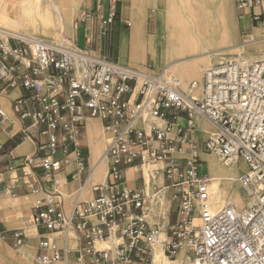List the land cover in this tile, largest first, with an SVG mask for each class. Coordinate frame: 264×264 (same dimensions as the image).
Listing matches in <instances>:
<instances>
[{"label":"built area","instance_id":"2783aa9c","mask_svg":"<svg viewBox=\"0 0 264 264\" xmlns=\"http://www.w3.org/2000/svg\"><path fill=\"white\" fill-rule=\"evenodd\" d=\"M234 3L252 22L264 20V0ZM95 17V11L86 8L77 20L85 23ZM115 17L114 8H109L99 22L109 25ZM180 76L169 66L160 70L127 66L77 45L70 48L0 26V92L29 93L36 108L20 116L44 125L40 134L46 136L45 142L38 141L36 152L25 158L21 174L0 173V193L16 200L17 190L23 188L35 195L23 225L0 229L1 238L14 248L37 238V264H68L70 231L77 235L75 258L80 264H152L162 229L151 222V208L153 203L160 205L170 189L176 218L165 231L167 257L184 249L194 264H264V58L247 67L236 60L207 67L201 81L188 84L197 98L183 90ZM21 104H26L24 96L13 99L17 112ZM174 110L185 112L184 124L172 115ZM170 115L173 121L163 127L147 119L166 121ZM196 116L215 130L200 150L224 165H245L239 178L240 186L249 190L245 206L227 203L213 208L209 180L199 169L193 139ZM5 117L0 108V119ZM87 117L102 121L109 163L105 181L93 185L94 196L80 199V186L68 204L59 191L44 188L37 172L51 176L57 185L61 173L87 182L93 171L82 147ZM175 150L188 151L185 166L174 161ZM135 159L141 165L166 161L154 173L166 171L170 183L154 185L150 193L144 187L123 185L122 168Z\"/></svg>","mask_w":264,"mask_h":264},{"label":"crops","instance_id":"0c3cea01","mask_svg":"<svg viewBox=\"0 0 264 264\" xmlns=\"http://www.w3.org/2000/svg\"><path fill=\"white\" fill-rule=\"evenodd\" d=\"M61 1L63 2L64 15L68 21V16L76 13L79 2L73 1L65 4L66 0ZM81 1L83 2L81 11L89 8L95 11L97 17L89 19L85 23L79 22L77 18L73 37L74 42L66 35L68 40L73 45L76 44L92 54L106 56L127 66L150 70H160L169 66L181 76H185L186 79H197L200 77L201 81L202 75L200 76L199 70L210 63V56L215 57L218 52L222 51L212 50V47L216 46L218 40H224L227 37V35L222 34L223 36L211 38L208 41V35H210V24H208V21L210 16L207 17L205 15L200 21L198 10H193L196 12L191 14V18H181V15L176 13L178 12L177 5L174 3L177 1L189 2L192 7L197 6V2L200 0H80V3ZM215 4H217V1ZM181 7L183 6L181 5ZM109 8H114L116 12L115 21L103 26L99 22V18L105 15ZM193 8H198V6ZM236 15L239 33L249 36V38H256V40L264 33V20L254 23L249 14H243L237 10ZM22 22L13 24L19 26ZM125 22H129L130 25H126ZM231 27L234 32H237V24L233 23ZM241 57L250 61V59L240 53H237L235 59ZM262 57H264V54L255 56V59ZM21 96H24L27 105L21 104L19 106L20 110L17 112L13 106V99ZM0 108L6 116L4 119H0V173H4L5 176H9L10 172L21 174V166L25 158L36 152L38 141H46V136L40 134V131L45 126L32 123L29 116L24 118L20 116V113L32 111L36 108V103L29 98V93L26 91L11 89L7 93L0 92ZM171 113L180 117L178 119L179 123H185L186 114L184 111L174 110ZM149 118L156 120L155 124L160 127H163L165 122L173 121V116L171 115L167 117L166 121L153 117ZM214 131L210 123L203 121L201 116L195 117L193 139L196 142L204 141ZM107 143L108 137L104 131L102 121L96 117H87L84 121L82 147L84 154L88 157L90 166H94L91 177L84 184L82 177L72 179L61 173L57 177L59 181V185H57L51 176H43V171H38V175L43 179L44 188L50 192L59 191L63 195L65 202L69 204L75 199L78 188L83 186L80 199H91L96 193L93 185L105 181L109 161L107 158L101 159V156ZM45 152L43 150L41 154ZM59 155L60 153L56 154V156ZM187 158H189V153L186 150H175L173 152L174 161L182 167L187 164ZM204 162L208 164L209 169L210 166L218 167L219 169H217V173H214V180H216L214 184L218 189H214L210 197L213 208L218 209L226 202H230L236 207L245 205L247 203L245 199H242L240 206L234 201V199L242 197L239 189L243 188L237 179L246 170L245 165L243 171L230 173L233 171L234 165L225 168L218 162L215 163L210 156H205ZM207 164L204 163L202 166H207ZM166 165V161L154 165H141L140 161L135 159L131 166L122 168L123 185L129 188L143 189L144 187L146 193H150L154 185L165 187L170 183L166 171L156 172L154 174L155 179H150L149 182L147 178L154 173L155 169ZM211 187L213 189L212 185ZM17 191L19 197L14 200L15 205L12 206H4L7 195L0 193V227L2 229L11 230L21 227L24 223L25 215L35 198V195L25 193L23 188ZM170 191V189L165 190L164 197H162L165 204L158 206V212L163 217L165 225L168 226L174 223L176 218L173 213L175 203L169 200ZM216 195L219 196L215 200L214 197ZM11 217H14L15 220H10ZM156 224L159 225V223ZM42 232V229L38 230V233ZM161 237H163L164 243L165 229L161 232ZM29 243L36 246L35 239H31ZM156 243L154 245L152 264L172 263L182 255L179 254L175 260H169L170 258L164 253L163 244L161 251L164 257H161L156 263L154 260ZM106 244L98 243L100 246H105ZM68 246L70 249L78 246L77 235L74 231L69 233ZM70 256L74 257V255ZM68 264H72V262H68Z\"/></svg>","mask_w":264,"mask_h":264},{"label":"rangeland","instance_id":"374dc122","mask_svg":"<svg viewBox=\"0 0 264 264\" xmlns=\"http://www.w3.org/2000/svg\"><path fill=\"white\" fill-rule=\"evenodd\" d=\"M17 1L21 5L17 4L18 6H16ZM73 1L79 2V6H78V9H77L75 14L68 16V25L69 26H68V28H66V35L71 40L74 37L76 19L81 14V12H82L81 8L83 7V2L81 1V3H80V0H66L65 4H69L70 2H73ZM216 1H217V4H215ZM58 2L60 3V6H61V9L63 12V8H62L63 2L62 1L60 2V0H58ZM197 3H198V5H197L198 8H193V7H197V6L191 7L189 2L177 1L176 3H174L177 5V11L178 12H176V13L181 15V18H191V14L196 12L193 10H198V14H199L198 16H199L200 21L204 18L205 15L207 17L210 16L209 17L210 19L208 21V24H210V35H208L209 36L208 41H210L209 39H211V38H218V37H221L223 35H227L226 39L218 40V42L216 43V46L212 47V50H222V51L218 52L215 57L210 56V63L204 65L199 70L200 76L202 75L204 69H206L209 66L217 64L221 61L236 60L235 57H236L237 53H240L244 57L250 59V63L254 60H257V59H255V56H259L261 54H264V33L260 37H258L257 40H256V38H249V36H245L244 34L239 33L238 22H237L238 20H237L236 9H235L236 7H235L234 0H200ZM178 5H180V6L182 5L183 7L180 8V6H178ZM15 7L16 8L17 7H19V8L23 7L25 13H30V12L36 13L37 11H39L40 19L45 24H44L43 28H40L37 30V34L38 33L43 34L42 36L44 38H47L50 40H56L57 37L55 35L53 25L48 24L46 22V19H50V16L52 14H55L54 11L49 10V16H47L46 13H48V11H47L46 5H42L40 3V1L37 2V0H0V21L3 24H7V26H9L11 28H16L18 30H22V27H21V24L19 26H16L13 24V23H15V24L20 23V22L16 21L17 19L15 17ZM214 11H215V14H214ZM63 14H64V12H63ZM65 18H66V16H65ZM233 23L237 24V32H234L233 28L231 27ZM218 58H221V59H218ZM258 59H261V58H258ZM175 73H177V72H175ZM180 77L183 80V90L187 94L191 95L192 97L197 98L198 97L197 94L190 91L188 84L194 80H198L200 77L197 79L196 78L195 79H193V78H187L186 79L185 76H183V75ZM198 81H200V79ZM201 118L203 119V121H205V122L207 121L203 117H201ZM147 119L150 122L156 123V120H152L151 118H149V116H147ZM210 126H211V128H213L211 124H210ZM105 133H106V131H105ZM205 139H204V141H205ZM202 142L203 141H197V142L195 141V146L198 148V155H199V159L201 160V163H199V169L208 178L209 189H210V186L211 185L213 186V184L216 180H214L215 179L214 173L211 172V170L208 168V164L206 162H204V157L210 156L212 158H215L218 161V163L225 168H228L232 165H224L213 154H209V153L201 151L200 147L202 145ZM204 163L207 164V166H202V164H204ZM217 169H218V167H217ZM243 169H244V164L239 163L238 165H234L233 171H231L230 173H234V172L238 173L240 171H243ZM154 174L155 173L150 174V176L147 178L148 182L150 179H155ZM218 196L219 195H216V197H214V199L215 200L218 199ZM6 197H7V199H5L4 206L15 205L14 200H12L9 196H6ZM160 204L161 205L165 204L162 199L160 200ZM245 205H243V206H245ZM158 206L159 205H157L155 203L152 204L151 213H150L151 221L159 223V226L161 227L162 231L164 229L166 231L169 228V226L165 225V221H164L163 217L158 212ZM243 206H241V207H243ZM11 219L15 220L14 217H11L10 220ZM195 222L196 223L198 222L197 218L195 219ZM20 225H22V223H20ZM0 229H2V228L0 227ZM36 240H37V238H35V243L37 242ZM29 241L30 240H28L26 246H24V247L14 248L11 244L4 241L0 236V264H37L34 260V249H35L34 247L35 246L32 245L31 243H29ZM28 244H29V246H28ZM75 250H76V248L72 249L71 255H74V257L70 256L69 262H72V264H80L76 261ZM179 254H182V255L179 256ZM189 257L190 256L183 249L175 257H172V259H169V260H175V258H177L175 262H172V263L168 262L167 264H191V260L187 259ZM55 264H62V263H55Z\"/></svg>","mask_w":264,"mask_h":264},{"label":"bare ground","instance_id":"6f19581e","mask_svg":"<svg viewBox=\"0 0 264 264\" xmlns=\"http://www.w3.org/2000/svg\"><path fill=\"white\" fill-rule=\"evenodd\" d=\"M38 2L40 1V3L42 5H46L47 7V11L48 13H46L47 16H49V10L50 11H54L55 14H52L50 16V19H46V22L48 24H52L53 27H54V32H55V35H56V40H50V39H47V38H44L42 35L43 34H37V30L40 29V28H43L44 26V22L40 19V13L39 11H37L36 13L34 12H30V13H25L24 12V9L23 7L19 8V7H15V17H16V21L17 22H20V21H23L22 24H21V27H22V30H18L16 28H11L9 26H7V24H3L1 21H0V26L5 28V29H8L12 32H15V33H19V34H22V35H27L29 37H33V38H37V39H42V40H49V41H53V42H56L60 45H63V46H66V47H70V48H75L76 46L73 45L69 40L68 38L66 37V28H67V25H68V21L67 19L65 18L63 12H62V9H61V6H60V3L58 2V0H37ZM21 5L18 1L16 3V6L18 5ZM54 20V21H53ZM264 58V57H262ZM261 58V59H262ZM236 60L244 67H247L250 63V61H248L247 59L241 57L239 59L236 58ZM145 115H148L147 113H145ZM149 121V120H148ZM214 133V132H213ZM107 146V145H106ZM106 148V147H105ZM105 150V149H104ZM103 158H106L104 156V151L102 153V156H101V159ZM211 159L216 163L218 162L215 158H212ZM106 161V160H105ZM206 166V165H205ZM92 168H94V166H92ZM147 168V167H146ZM210 170L211 172L213 173H217V168H215L214 166H210ZM147 173V172H146ZM147 175V174H146ZM239 178L240 176L238 177V182H239ZM240 184V183H239ZM217 190L218 188L216 187L215 184H213V189L212 187L210 186V197H211V193L213 190ZM239 192L241 194L242 197H239V198H236L234 199L235 203L240 206L242 204V199L245 201L247 200V203H249V190L247 188H243V189H239ZM227 203H230V202H226L225 204ZM224 204V205H225ZM72 232V231H70ZM161 235V234H160ZM160 238V237H159ZM159 240V239H158ZM163 237L160 238V240L156 243V250H155V262L157 263L159 261V259L161 257H164L162 256V251H161V248L163 246ZM166 255V254H165ZM167 256V255H166ZM169 258V257H168ZM165 259V258H164ZM171 259V258H170ZM191 260V264H194V260H192L190 257L188 258ZM153 260V259H152ZM166 261V260H165Z\"/></svg>","mask_w":264,"mask_h":264}]
</instances>
